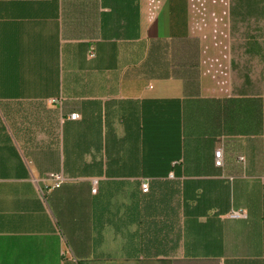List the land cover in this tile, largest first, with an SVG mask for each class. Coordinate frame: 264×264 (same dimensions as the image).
<instances>
[{
  "label": "crops",
  "instance_id": "1",
  "mask_svg": "<svg viewBox=\"0 0 264 264\" xmlns=\"http://www.w3.org/2000/svg\"><path fill=\"white\" fill-rule=\"evenodd\" d=\"M0 264H264V0H0Z\"/></svg>",
  "mask_w": 264,
  "mask_h": 264
},
{
  "label": "built area",
  "instance_id": "2",
  "mask_svg": "<svg viewBox=\"0 0 264 264\" xmlns=\"http://www.w3.org/2000/svg\"><path fill=\"white\" fill-rule=\"evenodd\" d=\"M76 118H77V115L76 114H72L69 117V119H71V120H75ZM222 159H223V152H222V148L219 147L218 149H216L214 151V165L216 167H221L222 166V163H223ZM239 161H242V158H239ZM48 178L51 181V186L49 188L51 190L60 187V185L64 182L63 176L61 174H58V173L50 174L48 176ZM141 190H142V192H147V190H148L147 184H143L141 186ZM91 192L92 193H95L96 192V189L93 188L91 190ZM230 216L236 218V217H239L240 216V213H237L236 212V213L231 214Z\"/></svg>",
  "mask_w": 264,
  "mask_h": 264
}]
</instances>
